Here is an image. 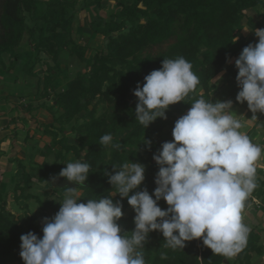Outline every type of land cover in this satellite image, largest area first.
<instances>
[{"label": "trees", "instance_id": "16d2710c", "mask_svg": "<svg viewBox=\"0 0 264 264\" xmlns=\"http://www.w3.org/2000/svg\"><path fill=\"white\" fill-rule=\"evenodd\" d=\"M116 2L119 11L105 19L101 13L104 0H1L0 67L9 70L22 60L24 72L37 78L33 93L41 100L37 105L32 101L27 103L28 112L32 114L35 109L45 107L54 112V116L50 122H38L36 128L27 129L25 140L33 141L28 147L30 170L24 159L12 158L20 169V176L13 184L15 207H21L23 213L7 208L9 191L0 187V264H24L20 256L22 234L33 231L42 238L43 227L39 220L51 218L59 211V202L68 188H57L52 184L67 163L81 161L91 165L89 179L85 187L80 188L81 202L107 196L112 185L105 173H114L113 164L129 160L146 166V179L134 191L146 187L152 194L157 187L154 181L159 170L154 154L164 142L174 139L175 122L187 113L192 101L201 96L210 100L217 92L219 86L214 78L223 71L228 74L225 77L229 84L227 100L240 104L236 101L240 90L236 79L238 69L235 62H228V58L236 60L245 46L258 43L254 36L248 37L243 30L246 24L254 30L264 29L260 21H255L248 13L250 9H264V0ZM79 3L82 4L81 10L93 9L89 23L92 35L108 39L104 48H94L89 56L90 43L80 44L74 35ZM67 54L85 64L86 70L70 74V69L62 65V57ZM178 56L192 64L200 84L186 102L181 101L169 108L166 120L157 118L144 129L136 122L138 98L133 90L151 71L162 68L165 58ZM39 65H46V69L38 68ZM61 75L68 80L63 89H58L57 80ZM51 99L53 103H50ZM212 101L215 102L213 98ZM31 130L51 136V142L42 145L41 139L36 138ZM109 133L113 135L114 143L121 144L119 150L100 144V138ZM144 138L151 141L150 149L143 142ZM38 155L45 158L53 155L54 161H40L36 158ZM257 172L258 187L249 198L247 207L254 198L264 201V169L257 168ZM35 176L45 188L52 189V192H46L48 197L35 192L39 186ZM52 193L57 194L56 198L49 197ZM31 198H36L39 203L41 217L31 211ZM115 199L121 198L117 196ZM122 202L124 216L118 223L122 230L131 232L135 228V212L127 198ZM159 206L162 209L168 207L164 200ZM250 229L246 248L231 264H250L253 253L264 254L261 231ZM164 242L159 231L149 234L144 249L146 264L231 262L229 258L215 255L202 240L186 242L183 250L176 251L163 247ZM161 253L167 254L166 260L161 259Z\"/></svg>", "mask_w": 264, "mask_h": 264}, {"label": "clouds", "instance_id": "9594fccd", "mask_svg": "<svg viewBox=\"0 0 264 264\" xmlns=\"http://www.w3.org/2000/svg\"><path fill=\"white\" fill-rule=\"evenodd\" d=\"M254 31L258 43L245 46L235 60L240 89L236 101L247 102L252 117L239 119L232 100L213 102L201 96L192 101L175 122L174 139L153 156L159 170L152 194L146 187L134 191L146 179V166L129 160L113 164L114 173H105L112 185L107 196L81 202L78 189L85 187L91 165L67 163L59 177L79 186L68 187L59 211L42 219V238L33 231L21 235L24 264H146L145 244L154 231L165 238L163 247L173 251L193 240H202L215 255L226 258L246 248L251 229L244 222L245 209L258 187V162L264 158V149L242 131L259 120L256 113H264V29ZM192 68L183 56L165 58L162 68L138 82L133 90L138 98L136 122L147 129L157 118L166 120L172 105L186 102L200 84ZM222 78L223 73L215 77V84ZM143 142L150 149L151 141ZM100 144L121 148L110 133L100 138ZM124 198L135 212L131 232L118 223L124 216ZM161 200L167 209L159 206ZM161 259L167 254L161 253Z\"/></svg>", "mask_w": 264, "mask_h": 264}, {"label": "rangeland", "instance_id": "374dc122", "mask_svg": "<svg viewBox=\"0 0 264 264\" xmlns=\"http://www.w3.org/2000/svg\"><path fill=\"white\" fill-rule=\"evenodd\" d=\"M78 18L75 20L74 24V35L77 41L80 44H84L86 42L90 43V48L87 50V55L89 56L94 48H104L107 45L108 39H105L101 35H93L92 37L89 36V34H92V30L90 28V21H91V10H81L82 4L79 3L78 5ZM0 10H1V0H0ZM119 11V7L117 6V2L115 4L111 3L110 0L104 1V7H102L101 13L104 15L105 19H109L111 14L113 12ZM249 15H251L255 21H260L261 25L264 26V9H250L248 11ZM245 23L246 20H245ZM246 29V30H245ZM243 33L247 35L248 37L254 36L256 38V41L258 42V38L255 36V31L253 28H251L249 25L246 24V27L243 30ZM235 60H232L231 63H234ZM62 65L63 67H66L67 70H69V73H75L77 70H86L85 64L81 63L76 57H71L68 54L62 57ZM46 69V65H39L38 68L40 69ZM45 66V67H44ZM223 78L218 83V90L217 92L212 94V98L217 101H227V89L229 88L228 82L225 80V77L228 75L226 71H223ZM219 76V75H218ZM33 80H37V78H33ZM26 106V105H25ZM100 112L104 110L103 105L100 106ZM48 108L46 109H39L36 112V117L43 121H50L51 117L48 114ZM28 111V110H27ZM233 111H235L238 115V118L241 120H248L252 117L253 113L249 110L247 102L244 104H237L233 102ZM259 120L252 121L247 124V126L242 129V131H245L246 134L251 138L252 142L255 144H258L261 146L262 149H264V113H256ZM50 117V118H48ZM44 140L51 141V137H44ZM71 140L74 141L75 138L73 135H71ZM24 155V154H23ZM73 155H70V158ZM264 156V154H262ZM38 160L44 161L45 159L52 163L54 161V156L50 155L48 157H42L41 155L37 157ZM258 168L264 169V158L261 159V161L258 162ZM2 179V178H1ZM4 180H7V177H5ZM35 181L38 182V180L35 178ZM4 181H0L3 183ZM38 187L36 188L35 192L41 194L43 197H48L46 195V192L50 191L52 192V189L45 188L44 183L38 182ZM13 189V184L11 185L10 191ZM80 195L82 193L81 189H78ZM9 202L6 203L7 208L11 209L17 213H23L24 210L15 207V200L13 196V192L10 193ZM57 194L52 193V195H49V197L56 198ZM32 212L35 213L38 217H41L42 209L37 202L36 198H31L30 200ZM23 203V201H21ZM246 215L244 218V222L250 227V228H258L259 231H261L262 239L261 243H264V201L261 199L254 198V202L249 205L245 209ZM39 224L43 227L42 219L39 220ZM235 257L229 258L231 262H227L225 264H231L233 261H235ZM10 264H19V262H12ZM239 264V263H237ZM250 264H264V254L260 255L257 253H253V259Z\"/></svg>", "mask_w": 264, "mask_h": 264}, {"label": "crops", "instance_id": "0c3cea01", "mask_svg": "<svg viewBox=\"0 0 264 264\" xmlns=\"http://www.w3.org/2000/svg\"><path fill=\"white\" fill-rule=\"evenodd\" d=\"M89 36L92 37L93 35L90 33ZM4 58L7 57L4 56ZM33 78L34 76L24 72L22 60L17 61L9 70L0 67V181H4L0 187L9 191L8 202L11 192L14 196L13 189L10 191L11 185L14 184L16 177L20 176V169L17 163L12 161V158L24 159L30 170L28 147L33 141L27 142L25 140L27 129L29 127L36 128L38 122H50L54 116V112L48 110L51 117L50 121H43L36 117V112L41 108L46 109L45 107L35 109L32 114L27 111V103L32 101L37 105L41 101L37 99L38 94L33 93L36 91L35 84L37 82ZM67 80L66 76L61 75L57 80L58 89H63ZM53 102L54 100L51 99L50 103ZM31 133L35 134L36 138L41 139L42 145L51 142L44 140V137H51L49 135H42L34 130H31ZM5 177L7 180H4ZM35 178L38 180L37 176L34 177V180Z\"/></svg>", "mask_w": 264, "mask_h": 264}, {"label": "water", "instance_id": "95a60500", "mask_svg": "<svg viewBox=\"0 0 264 264\" xmlns=\"http://www.w3.org/2000/svg\"><path fill=\"white\" fill-rule=\"evenodd\" d=\"M52 184L54 187H57V188L78 187L79 186V185H76L74 182L68 181L64 177H59V176L53 180Z\"/></svg>", "mask_w": 264, "mask_h": 264}]
</instances>
